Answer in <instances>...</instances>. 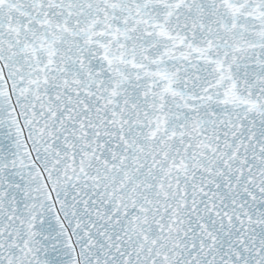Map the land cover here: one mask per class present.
Listing matches in <instances>:
<instances>
[{"label":"snow or ice","instance_id":"snow-or-ice-1","mask_svg":"<svg viewBox=\"0 0 264 264\" xmlns=\"http://www.w3.org/2000/svg\"><path fill=\"white\" fill-rule=\"evenodd\" d=\"M0 264H264V0H0Z\"/></svg>","mask_w":264,"mask_h":264}]
</instances>
